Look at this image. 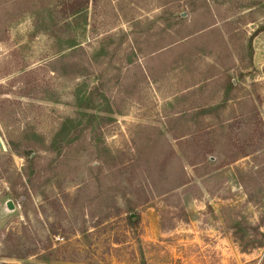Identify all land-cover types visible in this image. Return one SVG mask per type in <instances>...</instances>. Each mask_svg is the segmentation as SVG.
Wrapping results in <instances>:
<instances>
[{"label":"rangeland","instance_id":"rangeland-1","mask_svg":"<svg viewBox=\"0 0 264 264\" xmlns=\"http://www.w3.org/2000/svg\"><path fill=\"white\" fill-rule=\"evenodd\" d=\"M0 264H264V0H0Z\"/></svg>","mask_w":264,"mask_h":264},{"label":"water","instance_id":"water-1","mask_svg":"<svg viewBox=\"0 0 264 264\" xmlns=\"http://www.w3.org/2000/svg\"><path fill=\"white\" fill-rule=\"evenodd\" d=\"M182 17H185V13H182ZM5 210L8 212H14L16 210L13 202L11 200H8L5 202Z\"/></svg>","mask_w":264,"mask_h":264},{"label":"trees","instance_id":"trees-1","mask_svg":"<svg viewBox=\"0 0 264 264\" xmlns=\"http://www.w3.org/2000/svg\"><path fill=\"white\" fill-rule=\"evenodd\" d=\"M129 220H130V222H132L133 218L132 217H129Z\"/></svg>","mask_w":264,"mask_h":264}]
</instances>
